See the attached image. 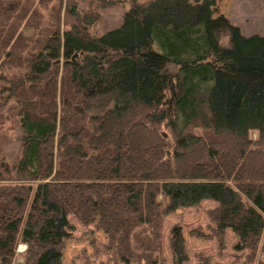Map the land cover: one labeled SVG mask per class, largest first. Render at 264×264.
<instances>
[{
	"label": "trees",
	"instance_id": "obj_1",
	"mask_svg": "<svg viewBox=\"0 0 264 264\" xmlns=\"http://www.w3.org/2000/svg\"><path fill=\"white\" fill-rule=\"evenodd\" d=\"M215 6L0 0V124L21 144L12 165L0 150V264H64L69 217L106 236L105 264H168L166 217L206 200L210 232L190 234L223 246L231 229L243 264H264V35ZM168 239L188 261L179 223Z\"/></svg>",
	"mask_w": 264,
	"mask_h": 264
},
{
	"label": "rangeland",
	"instance_id": "obj_2",
	"mask_svg": "<svg viewBox=\"0 0 264 264\" xmlns=\"http://www.w3.org/2000/svg\"><path fill=\"white\" fill-rule=\"evenodd\" d=\"M126 9V6L118 5L101 10L100 20L93 30L100 34L105 30L118 27L123 21ZM221 14L228 17L233 24L238 25L246 35H264V0H216L215 15ZM167 71L175 73L177 66L170 63ZM8 124L9 122L0 124V150L12 165L18 160L21 153V144L18 139L20 128L16 123L12 129H7ZM254 136L256 137V135ZM215 205V202L206 200L202 202L200 208H187L166 217L163 252L168 264H174L168 238L171 229L177 223L181 225L186 237L190 257L183 264L203 262V258L197 256L198 253L209 256L212 263L235 264L236 260H239V264L244 263L249 250L242 252L235 250L234 244L238 241V237L231 229L226 232L223 246L216 238L202 239L190 234L191 230L195 228L204 230L206 233L210 232L208 225L211 224V218L208 210ZM69 220L75 224L76 229L73 231L72 237L66 241L62 251L63 263L105 264L107 257L102 252V244L106 243V236L101 231L95 230L92 225L84 228L77 224L74 218L69 217ZM24 249L25 245L20 244L17 251L20 254ZM259 257L264 259V251L260 252ZM16 261L22 262L23 258L18 255Z\"/></svg>",
	"mask_w": 264,
	"mask_h": 264
}]
</instances>
